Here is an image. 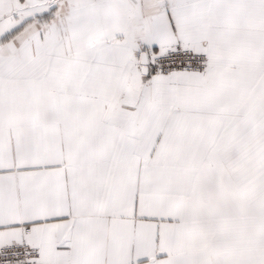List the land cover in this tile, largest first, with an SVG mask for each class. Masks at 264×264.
I'll return each mask as SVG.
<instances>
[{
	"label": "snow or ice",
	"instance_id": "snow-or-ice-1",
	"mask_svg": "<svg viewBox=\"0 0 264 264\" xmlns=\"http://www.w3.org/2000/svg\"><path fill=\"white\" fill-rule=\"evenodd\" d=\"M0 264H264V0H0Z\"/></svg>",
	"mask_w": 264,
	"mask_h": 264
}]
</instances>
